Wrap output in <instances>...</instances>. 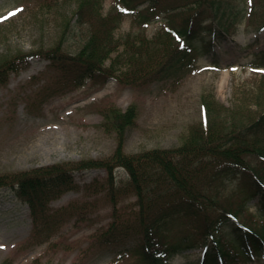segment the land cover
I'll return each instance as SVG.
<instances>
[{"label":"rangeland","instance_id":"rangeland-1","mask_svg":"<svg viewBox=\"0 0 264 264\" xmlns=\"http://www.w3.org/2000/svg\"><path fill=\"white\" fill-rule=\"evenodd\" d=\"M113 1L103 0V14ZM58 3L62 5L55 7L49 0H0V66L13 59L18 67L19 56H30L25 69L7 75L6 82L0 83V175L74 167L81 161L109 158L117 141L102 123L103 114L112 107L134 111L123 141L126 154L179 147L189 129L201 122L202 96L233 112L234 117L222 112L223 117L243 125L264 111V71L250 67L251 54L264 49V26L258 30L264 21L261 14L254 22H249L251 15L247 16L225 42H214L199 58L195 71L179 83L146 84L126 72L120 79L104 77L57 93L42 105L38 102L40 89L47 86L56 71H48L49 61L39 55V49L58 48L62 56L73 55L87 34L86 27L67 29V23L74 20L75 0ZM178 21L179 17L175 19ZM129 25L130 19L125 18L115 35H124ZM161 29L160 23L151 24L146 37L152 38ZM196 45L201 49L200 43ZM115 68L116 73L124 71L122 65ZM112 170L111 181L101 169L70 170L77 184L87 185V189L83 186L66 191L48 203L54 224L51 232L44 234L48 237L41 238L33 235L26 205L16 197L9 201L10 187L1 185L0 264H134L132 247L137 233L131 234V224H125L122 234L110 232L109 227L114 215L138 209L137 198L128 193L115 205L109 200V184L119 186L127 180L122 169ZM231 191L219 200V206L234 215L237 211V223L260 231L263 222L256 214V198L244 203L243 192L235 182L226 184V192ZM194 231L188 228L183 233L196 236ZM199 251L196 245L171 252L163 263L190 264L187 260H193L190 256ZM226 264H264V256L229 258Z\"/></svg>","mask_w":264,"mask_h":264},{"label":"trees","instance_id":"trees-1","mask_svg":"<svg viewBox=\"0 0 264 264\" xmlns=\"http://www.w3.org/2000/svg\"><path fill=\"white\" fill-rule=\"evenodd\" d=\"M49 1L55 7L62 5L59 0ZM102 2L75 0L74 21L67 23V29H87L77 53L62 56L58 48L39 49L49 61L48 71H56L47 86L40 89L38 102L42 105L48 97L83 86L86 81L113 76L117 65L124 70L117 75L119 79L130 72L133 79L146 84L179 83L194 71L201 54L190 49L192 44L199 41L209 49L213 39L219 41L233 33L247 15H264V0H114L106 14L101 13ZM178 17L180 21L175 22ZM125 18L131 21L130 29L117 37L114 31ZM160 19L164 29L147 39L145 28ZM170 32L183 36L181 40L187 47L174 48ZM251 56L250 66L264 69V51ZM26 59L27 55L19 56L18 67L24 66ZM105 61H109L107 66ZM16 69L13 59L4 61L0 83L6 82L8 71ZM201 104L203 120L189 129L180 147L124 153L123 141L134 111L128 108L121 112L112 107L103 114L102 123L117 141L109 158L81 161L74 167L4 174L0 175V185H9L14 196L28 206L33 235L41 238L48 237L44 234L50 233L54 224L49 201L69 190L87 189V185L77 184L70 170L103 169L111 181L112 169L123 168L128 179L119 186L109 184V200L115 205L120 196L132 193L137 197L138 209L114 215L109 230L122 234L125 224H131V234L137 233L134 264H161L162 252L196 244H203L205 253L190 264H217L216 258H244L247 254L259 256L264 252V111L243 125L223 117L222 112L234 115L216 102L220 108L212 105L207 96H202ZM228 182H236L243 192V202L255 195L260 197V231L244 229L223 218L225 212L219 208V200L230 193H225ZM189 227L197 231L193 241L182 234ZM173 238H178L177 243L171 242Z\"/></svg>","mask_w":264,"mask_h":264},{"label":"snow or ice","instance_id":"snow-or-ice-1","mask_svg":"<svg viewBox=\"0 0 264 264\" xmlns=\"http://www.w3.org/2000/svg\"><path fill=\"white\" fill-rule=\"evenodd\" d=\"M250 2H251V0H250ZM10 15H15V13H11Z\"/></svg>","mask_w":264,"mask_h":264}]
</instances>
